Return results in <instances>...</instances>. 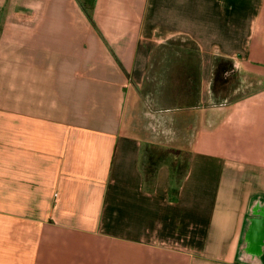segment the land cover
Here are the masks:
<instances>
[{"label":"crops","instance_id":"crops-1","mask_svg":"<svg viewBox=\"0 0 264 264\" xmlns=\"http://www.w3.org/2000/svg\"><path fill=\"white\" fill-rule=\"evenodd\" d=\"M133 101L148 143L192 137L183 175L147 179ZM256 196L264 0H0V264H255Z\"/></svg>","mask_w":264,"mask_h":264},{"label":"rangeland","instance_id":"rangeland-1","mask_svg":"<svg viewBox=\"0 0 264 264\" xmlns=\"http://www.w3.org/2000/svg\"><path fill=\"white\" fill-rule=\"evenodd\" d=\"M85 4L88 5L91 2H94V0H84ZM173 45V43H172ZM169 49H166L165 51H162L160 54V60L166 59V61L169 63L167 64V66H199V57L197 55H194L195 51H194V46H191L190 44H186L185 46L179 47L178 45L172 46ZM179 52H181L179 54ZM193 52V53H192ZM181 55V56H180ZM182 57V60L184 59V57L186 58V62L185 64H180L178 59ZM255 57V56H253ZM190 58H192V63H190ZM161 62V61H160ZM181 62V61H180ZM183 62V61H182ZM162 63V62H161ZM217 66H233L231 63H228L226 61L223 62H217L216 63ZM215 64V65H216ZM161 66V65H159ZM135 98V97H134ZM153 106H155V104H153ZM142 108L141 106V102H136L133 101L132 104H128V112L131 109V112H129L132 115H129V117H127L126 122H128V124H134L136 123V126L140 127L143 129V126H145V124L147 123L146 119L147 118H142ZM175 114L177 117H179V115H184L185 113L182 111H180L179 109H177L175 111ZM179 124V122H178ZM145 129V128H144ZM142 132V137H146V142H145V146L147 147L148 145L152 146V144L155 145H159L161 148H171L174 152L167 154L163 159H168L171 158L172 159V165H173V173L175 174V176L177 175V171L179 170V168L177 167V165L179 163H181V169L184 171L187 168L188 162H189V158L191 155V151H192V137H187V140L182 139H178L176 141L173 142V144L170 145H166L163 143H148V141L152 140L149 137L148 132L146 131V129ZM182 131V130H181ZM182 135V134H181ZM155 142V141H153ZM177 156H179L178 159ZM164 160V161H165Z\"/></svg>","mask_w":264,"mask_h":264},{"label":"trees","instance_id":"trees-1","mask_svg":"<svg viewBox=\"0 0 264 264\" xmlns=\"http://www.w3.org/2000/svg\"><path fill=\"white\" fill-rule=\"evenodd\" d=\"M86 5V4H85ZM92 9H93V2L86 5V10L88 11V14L90 17H92ZM174 151L171 148H159L156 146H148V149L146 151L145 161H144V174L146 175L147 179L154 177L156 174V171L158 169V165L163 161V158L170 153H173ZM179 156H177L176 159H178ZM179 170L177 173L179 176L184 174V171L180 168L181 163L177 165Z\"/></svg>","mask_w":264,"mask_h":264},{"label":"water","instance_id":"water-1","mask_svg":"<svg viewBox=\"0 0 264 264\" xmlns=\"http://www.w3.org/2000/svg\"><path fill=\"white\" fill-rule=\"evenodd\" d=\"M259 196H256L255 198H253V200H251V204H250V209H249V212H253L255 210H260L261 209L263 210V215L262 216H258L256 215L254 212L253 214L251 215L250 213L248 214L247 218H246V223L247 222H253L254 220V225L257 226V223L258 222H261V227H263V232H264V206L262 207V204L261 202L259 201V199H257ZM244 233V231H243ZM263 238V245L260 246L257 250L259 252V255L260 257L258 258V260L260 259V261L258 263H255V264H263V261H262V258H261V255L263 256L264 254V236L262 237Z\"/></svg>","mask_w":264,"mask_h":264}]
</instances>
